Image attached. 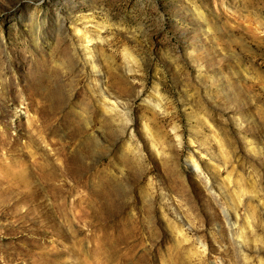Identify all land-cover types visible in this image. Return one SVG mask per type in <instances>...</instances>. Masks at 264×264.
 <instances>
[{"label":"rangeland","instance_id":"obj_1","mask_svg":"<svg viewBox=\"0 0 264 264\" xmlns=\"http://www.w3.org/2000/svg\"><path fill=\"white\" fill-rule=\"evenodd\" d=\"M46 162L66 217L15 188ZM96 248L264 264V0H0V264Z\"/></svg>","mask_w":264,"mask_h":264},{"label":"bare ground","instance_id":"obj_2","mask_svg":"<svg viewBox=\"0 0 264 264\" xmlns=\"http://www.w3.org/2000/svg\"><path fill=\"white\" fill-rule=\"evenodd\" d=\"M29 143H30V141H28V144ZM67 160H68V158H67ZM191 161H192L191 163H192L193 167L196 170H198L199 169L198 165L193 160H191ZM64 162H66V160H64ZM64 162L62 163L63 165L61 164V166L58 168L60 171L59 173H57V171H58V169H56L57 167H55V165L51 164V163L46 162L44 164H41L40 166L34 165L30 169L31 170L30 173L27 174L28 176L23 177L21 184L18 187H15L16 190H18V193L21 194V196L23 194L24 201L31 202V203L38 202L39 195L37 193V187H36V185H34V183L39 182L42 184V186L45 187L47 195L50 196V198L52 200L53 207L56 209V211L59 213L60 216L66 217L68 215V210L70 208L80 207L85 202V199H76V200L70 202V204H67L66 199L63 198L64 185L63 184L56 185L54 183L58 179V177L66 178V177L71 176L70 170H68V168L66 169V165H65L66 163H64ZM16 164L18 166L20 165L19 163H16ZM13 189H14V187H13ZM25 194H28V195H25ZM60 199H61V201H59ZM35 209H38V207H35ZM58 243H59V241L56 240V244H58ZM94 251H96V255H97L96 260H100L101 262L106 263V264H107V262L108 263L110 262L109 260H112L111 256L109 258H106L105 260L101 259L100 258V252L98 251V249L96 248ZM113 256H114V254H113ZM96 260H94V261H96ZM97 263H99V262L97 261ZM78 264H85V259H82V263L80 261H78ZM93 264H94V262H93Z\"/></svg>","mask_w":264,"mask_h":264}]
</instances>
